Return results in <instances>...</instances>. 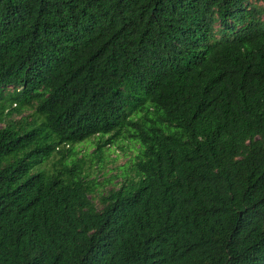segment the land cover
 <instances>
[{
	"label": "trees",
	"instance_id": "16d2710c",
	"mask_svg": "<svg viewBox=\"0 0 264 264\" xmlns=\"http://www.w3.org/2000/svg\"><path fill=\"white\" fill-rule=\"evenodd\" d=\"M25 111L0 264H264V0H0V124ZM91 138L137 147L96 198Z\"/></svg>",
	"mask_w": 264,
	"mask_h": 264
},
{
	"label": "rangeland",
	"instance_id": "374dc122",
	"mask_svg": "<svg viewBox=\"0 0 264 264\" xmlns=\"http://www.w3.org/2000/svg\"><path fill=\"white\" fill-rule=\"evenodd\" d=\"M28 113L25 111L21 115L14 114L4 117V122L0 124V127L8 121H17ZM97 140V138H91L86 142L74 146L77 151V159H82L88 167L86 172L88 179L92 180L94 185H96L93 195L95 198L98 195L107 193L111 189L116 190L124 180L132 177L129 169L131 167V159L136 153L137 148L135 145L129 144L128 141L119 142L111 147H104L99 155L98 152H95ZM97 155L99 156L97 157ZM50 163L48 161L46 167H50ZM94 204L99 209L97 203L95 202Z\"/></svg>",
	"mask_w": 264,
	"mask_h": 264
}]
</instances>
